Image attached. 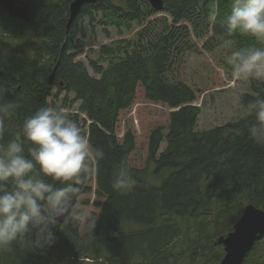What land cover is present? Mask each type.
Listing matches in <instances>:
<instances>
[{"label":"trees","instance_id":"16d2710c","mask_svg":"<svg viewBox=\"0 0 264 264\" xmlns=\"http://www.w3.org/2000/svg\"><path fill=\"white\" fill-rule=\"evenodd\" d=\"M16 1L29 8L32 22L30 27L9 18L0 7V86L6 89L5 98L17 105L10 115L3 113L8 125L5 139L34 111L50 107L57 90V96L66 92L81 102L89 141L104 150L105 158L75 197L77 203L90 195L96 182L101 201L96 203L100 213L93 236L73 223L57 224L52 228L54 246L29 252L18 248L0 254V264H220L224 250L218 239L233 230L248 205L264 210V145L248 137L252 118L247 114L237 122L196 131L201 115V108L194 106L197 92L169 78V72L182 45L190 44L193 36L202 40L211 28L213 38L205 46L210 53L229 44L235 50L261 46L239 32L226 35L234 0H163L161 12L149 0H98L83 6L69 30L74 0ZM157 13L171 17V30L164 19L152 39L144 36L139 42L91 51L98 55L92 67L100 79L77 61L84 53L77 30L86 18H100L103 26L122 33ZM183 22L191 24L193 34L188 27L176 30ZM7 41L17 45L7 46ZM100 62H109V69L99 67ZM139 87L149 102L175 110L167 127L150 132L148 167L141 170L129 167L136 149L132 129L121 143L117 138L121 113L133 106ZM250 91L241 99L247 108L257 94L264 95V81L251 80ZM164 142L166 148L160 152ZM121 165L136 181L124 194L112 189L114 172ZM257 244L244 264H264V239Z\"/></svg>","mask_w":264,"mask_h":264},{"label":"clouds","instance_id":"9594fccd","mask_svg":"<svg viewBox=\"0 0 264 264\" xmlns=\"http://www.w3.org/2000/svg\"><path fill=\"white\" fill-rule=\"evenodd\" d=\"M210 15L214 18V10ZM237 32L261 46L238 48L228 56L232 78L264 81V0H234L226 35ZM5 97L0 86V254L51 248L57 242L52 228L61 217L93 236L100 211L80 208L75 197L105 158L104 150L90 143L67 109L53 107H40L5 139L3 113L17 107ZM247 115L252 118L248 137L264 145V95L249 102ZM135 184L125 166L115 170L114 191L124 194Z\"/></svg>","mask_w":264,"mask_h":264},{"label":"rangeland","instance_id":"374dc122","mask_svg":"<svg viewBox=\"0 0 264 264\" xmlns=\"http://www.w3.org/2000/svg\"><path fill=\"white\" fill-rule=\"evenodd\" d=\"M19 1L22 2L21 0ZM23 1L22 3H27V1ZM164 19H167V25L171 30L173 27L171 17L166 13H157L143 23H136L132 31H122V33L116 29L103 26L100 18L96 17L93 21L90 18L83 19L82 24L79 23L77 40L84 48V53L77 58V61L86 65L91 77L100 79L101 76L92 67V61H97L96 59L98 58V55L91 53L92 50L97 52L103 47L111 48L114 47V44L123 41L139 42L144 36L152 39L154 29L159 27ZM183 27H188L193 34V28L188 22L177 25L176 30H180ZM106 30L110 34H106ZM212 38L213 28L202 40H198L193 36L190 44L182 45V52L176 57L177 64L169 72V78L183 81L197 92L195 105L201 108V115L196 127L198 132L209 131L237 122L247 114L248 109L241 103L242 96L251 92V80H234L231 75V66L227 64V58L235 50V47L229 44L210 53L205 46ZM13 44L17 45L15 41L11 43L7 41L6 45L12 46ZM98 65L103 70H108L110 66L109 62H100ZM56 93L57 90L53 92L52 97L49 99L50 107L67 109V115L72 120H74L75 116H78V126L81 128L82 133L88 137L89 121L80 112L81 102H78L73 94L64 92L57 96ZM171 112L172 110L163 104L150 103L145 98L143 88H138L133 106L121 113L117 125V138L120 143L130 129H132L131 131L136 139V149L129 159L130 168L141 170L148 167V139L150 132L159 126L167 127ZM166 145L167 143L164 142L160 152L165 150ZM96 187V182H94L91 185L92 193L77 200L79 207L90 213L100 211L96 205L97 202L101 201L95 194L97 191ZM84 202H88V204L85 205ZM257 245L256 243L252 249L254 253ZM263 252L260 251V254Z\"/></svg>","mask_w":264,"mask_h":264},{"label":"water","instance_id":"95a60500","mask_svg":"<svg viewBox=\"0 0 264 264\" xmlns=\"http://www.w3.org/2000/svg\"><path fill=\"white\" fill-rule=\"evenodd\" d=\"M98 0H74L70 5V18L67 23L69 30L86 4L96 3ZM149 4L156 12L164 9L163 0H149ZM3 8L12 19H20L25 23L31 21L30 10L27 6L17 4L16 0H0ZM55 73L51 75V82ZM64 223V218H58L57 224ZM56 224V225H57ZM264 239V210L248 205L233 230L218 239L217 245L224 250V257L220 264H244L247 256L256 243Z\"/></svg>","mask_w":264,"mask_h":264},{"label":"flooded vegetation","instance_id":"af4514ba","mask_svg":"<svg viewBox=\"0 0 264 264\" xmlns=\"http://www.w3.org/2000/svg\"><path fill=\"white\" fill-rule=\"evenodd\" d=\"M31 22H32V21H30V22L28 23V25H29L30 27H31V25H30V24H31Z\"/></svg>","mask_w":264,"mask_h":264},{"label":"bare ground","instance_id":"6f19581e","mask_svg":"<svg viewBox=\"0 0 264 264\" xmlns=\"http://www.w3.org/2000/svg\"><path fill=\"white\" fill-rule=\"evenodd\" d=\"M9 16V15H8ZM28 24V23H27Z\"/></svg>","mask_w":264,"mask_h":264}]
</instances>
